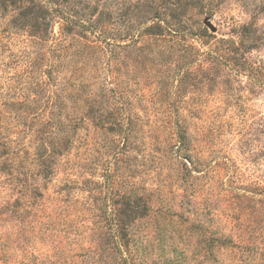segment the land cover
<instances>
[{"label":"rangeland","instance_id":"1","mask_svg":"<svg viewBox=\"0 0 264 264\" xmlns=\"http://www.w3.org/2000/svg\"><path fill=\"white\" fill-rule=\"evenodd\" d=\"M138 1L143 0H55L53 6L78 25L52 12V25L45 32L41 16L47 0H0V89H8L9 84L26 88L49 80L52 113L58 112L56 103L62 105L63 142L71 113V101L65 95L71 92L70 86L86 85L85 95L91 91L93 98L89 102L96 108L112 104L121 125L113 140L106 130L80 129L75 145H89L90 167L94 162L102 167L109 155L105 147L118 144L121 177L131 185L138 180L139 189L151 196L155 209L174 211L189 223H202L207 234L216 225L212 213L217 208L234 216L221 217L224 227L262 225L264 12L257 6L264 0H196L203 5L198 18L218 37H230L233 22L260 30L263 38L251 50V61L245 66L234 60L207 61L204 53L166 52L152 44L150 37L134 43L132 35L148 25L146 16L136 8ZM108 12H112L111 18ZM96 19L118 33L113 58L89 29L80 27ZM194 43L201 51L209 48ZM72 156L65 154L61 160L66 170ZM64 178L63 171L52 178L51 198L46 201L52 209V236L29 242L0 241V264H20L24 257L34 264H88L86 250L94 232L92 213L84 202L90 194L65 189ZM204 207L208 214L202 215ZM195 233L186 238L182 232L167 231L163 246L168 249L175 238L190 264H217L206 252L210 245L201 248ZM224 255L225 264L231 263V256Z\"/></svg>","mask_w":264,"mask_h":264},{"label":"trees","instance_id":"2","mask_svg":"<svg viewBox=\"0 0 264 264\" xmlns=\"http://www.w3.org/2000/svg\"><path fill=\"white\" fill-rule=\"evenodd\" d=\"M47 2V9L41 16L45 21V32L52 25V12L62 14L67 23L78 25L53 6L55 0ZM136 8L146 16L148 25L142 31L144 33L132 35L134 43H143L150 37L152 44L163 47L166 52H195L197 56L204 53L207 61L234 60L245 66L251 61V50L263 38L254 25L238 22L231 23L230 37H218L198 18L203 5L196 0H143L138 1ZM257 8L264 12V3ZM111 14L108 12L109 18ZM80 27L89 29L110 51V57H114L113 49L118 46V33L114 28L101 19L89 21L87 26L80 24ZM203 37H209L211 41H199ZM194 40L208 44L209 48L201 51ZM7 87L0 89V241L29 242L39 236H52V209H48L46 201L51 198L52 178L63 171L65 189L90 194L84 202L88 204L86 210L90 209L92 213L91 230L94 232L86 250L88 264H190L186 250L179 249L178 240L171 239L168 249L163 246L167 231L182 232V237L186 238L197 232L195 236L200 238V247L209 244L210 249L206 252L213 255L217 264L226 263L224 254L231 256V263L227 264H264V223L224 227L219 222L221 217L224 214L234 216L217 208L212 211L216 225L207 234V227L202 223H189L174 211L155 209L151 205V196L145 189H139L138 180L131 185L129 180L121 177L122 151L118 144L105 147L109 155L103 159L102 167L94 160V167L88 165L91 148L75 145L80 129L106 130L113 140L116 127L121 125L114 116L116 108L112 104L96 108L89 102L93 98L91 91L85 95L86 85L70 86L71 92L63 94L71 101V113L67 117L69 130L63 142L62 105L56 103L58 112L52 113L49 80L26 88L12 84ZM60 97L58 94L57 98ZM54 127L55 131L52 130ZM68 153L73 156L68 159L67 171L61 160ZM80 212L85 216L83 210ZM202 212V215L208 214L205 207ZM183 223H186L185 228H175L176 224ZM74 230L78 232L79 228ZM29 261L24 257L20 264H34Z\"/></svg>","mask_w":264,"mask_h":264},{"label":"water","instance_id":"3","mask_svg":"<svg viewBox=\"0 0 264 264\" xmlns=\"http://www.w3.org/2000/svg\"><path fill=\"white\" fill-rule=\"evenodd\" d=\"M207 25L212 31H215L216 27L211 22H207Z\"/></svg>","mask_w":264,"mask_h":264}]
</instances>
